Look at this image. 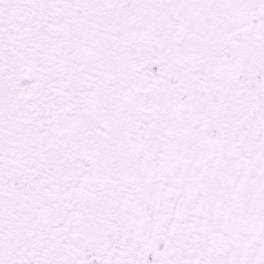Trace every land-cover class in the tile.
<instances>
[{"label":"snow or ice","instance_id":"obj_1","mask_svg":"<svg viewBox=\"0 0 264 264\" xmlns=\"http://www.w3.org/2000/svg\"><path fill=\"white\" fill-rule=\"evenodd\" d=\"M0 264H264V0H0Z\"/></svg>","mask_w":264,"mask_h":264}]
</instances>
